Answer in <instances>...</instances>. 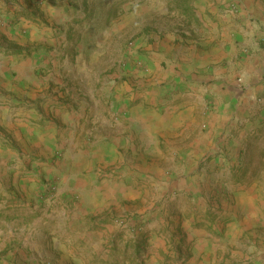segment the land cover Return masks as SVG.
<instances>
[{
	"label": "rangeland",
	"instance_id": "obj_1",
	"mask_svg": "<svg viewBox=\"0 0 264 264\" xmlns=\"http://www.w3.org/2000/svg\"><path fill=\"white\" fill-rule=\"evenodd\" d=\"M43 1L0 0V20L3 22L6 16L15 19L13 12L19 6H32L34 2L35 11L29 20L39 22L36 14ZM256 1L264 7V0H68L59 2V6L64 4L61 11L52 8L56 22L49 26V34L55 39V47L46 46L44 52L23 61L14 57L9 63H2L8 68H3L4 74L0 72V82L4 83V76L9 73H20L23 78L29 74V78L40 83L29 106L47 104L50 116L55 110L64 116L68 125L56 127L60 134L56 136L53 159H62L66 150L72 155L85 145L95 146L109 135L119 137L114 143L117 146L124 142L125 148L128 143L125 155L117 154L114 165L95 166L93 170V180L100 185L111 186L124 177L126 180L120 186L113 184L117 189L107 191L101 205L85 219L82 209L74 206L80 195L68 189L65 178L52 174L43 179L45 192L34 213L59 211L54 221L64 224L59 223L61 227L54 234L61 235L62 240L68 237L69 241H62L64 246L54 249L45 237L33 235L22 246L18 223L9 225L7 220L12 217L9 210L14 204H25L21 199L24 196L14 188L12 175H5L11 168L12 172L16 170L14 163L20 159L22 166L18 170H25L18 177L32 176L27 171V157L23 159L20 150L15 149L5 131L8 126L1 122L0 147L9 153L0 161V201L5 200L0 202V264H264V119L255 124L242 117L237 123L228 120L219 128L211 127L205 122L213 111L211 94L188 127L182 125L163 132L158 123L143 124L141 128L137 124L130 134L131 128L126 125L119 126V132L111 131L113 126H97L103 117L112 124L125 121L130 114L128 109L141 99L137 95L153 75L168 77L160 86L173 84L176 71L186 70L184 66L192 61V50H205L215 41L224 44V48L230 47L227 41L233 36L232 26L224 35L210 40L212 24L221 18L217 15L253 22L256 14L250 16L249 11ZM7 3L15 8L9 9ZM6 20L11 26L19 21ZM258 42L259 48L264 49V37ZM13 50L0 46L3 56ZM243 50L232 48L228 63L226 58L215 60L209 55L206 69L196 72L202 79L198 84L209 86L213 78L208 76L221 74L224 68L232 74V90L241 88L240 93L248 83H256V77L264 82V65L249 71L253 76L240 71L239 53L248 55L249 46ZM21 51L30 53L28 48ZM79 51L82 53L77 57ZM94 52L97 55H92ZM235 53L237 57L233 56ZM120 86L124 87L121 93ZM6 93L0 84V106L8 103L2 97ZM155 102L144 104L141 110L134 108L129 118L142 119L147 112L160 118L164 110L159 109L161 103ZM94 116L98 121L93 122ZM136 130L137 134L151 136L154 146L161 150L162 154L154 157L153 165L159 167H153L155 172L132 153L135 142L140 143ZM202 138L206 143L197 148ZM69 162L66 171L72 176L73 161ZM49 194V203L43 205ZM28 203L35 204L31 200ZM80 229L83 238L71 240L69 236Z\"/></svg>",
	"mask_w": 264,
	"mask_h": 264
},
{
	"label": "crops",
	"instance_id": "obj_2",
	"mask_svg": "<svg viewBox=\"0 0 264 264\" xmlns=\"http://www.w3.org/2000/svg\"><path fill=\"white\" fill-rule=\"evenodd\" d=\"M12 1L18 2V0ZM19 1L24 2L25 0ZM31 1L32 0H28V3ZM67 1L68 0H44L36 14L40 16V19H38L40 20L39 22H32L29 20V17L33 16L32 10L35 11L34 2H32V6L23 4L13 12L15 15L17 12L24 11L25 13L23 15H15V19L11 16H6V18H3V22L0 20V46L8 47L10 50L11 48L14 50L37 48L36 51L32 50L29 54L7 53L6 56L0 54V72L2 74H4L3 68H8L6 65H2V63H9L11 61L10 59L14 57H19V59L22 60L34 55L36 56V54L44 52V48L49 45L55 47V39L49 34L51 30L49 26L53 21L56 22L51 10L52 8L54 9L57 7V12L61 11L60 8H64V4L59 6V2ZM258 2L259 1H256L254 5L252 2L250 3L253 5L249 11L250 16L256 14L254 17L255 21L253 22L247 23L245 21H236L234 18L230 19L231 17H228L227 19L224 15H217L221 18L216 23L212 24L213 30L211 31H213V35L210 40L213 42V40L218 38L219 35H224V31L228 29V27L232 26L233 36L227 41L230 43V47L224 48V44L220 45L218 44V41H215L211 47H208L205 50H203L204 48H201L199 52L192 50V61L187 64L188 66H184L187 67L186 70L185 68H180L176 71V74L172 77L174 78L173 84L170 83V86H168V84L160 86V83L168 77L161 76L159 73L156 77L153 75L152 81L147 83L144 90L137 95V97L141 99L137 101L133 108L128 109L130 114L127 115L125 121L112 124L109 119L104 120L103 117L100 119L97 126H103L104 124L107 126H113V130L111 131L116 130V132H119V126L126 125L131 128L130 134L132 133V128H135L137 124L140 126L139 128H141L143 124L144 126H147L149 123L151 126H156L158 123L163 132H168L173 127L177 128L182 125L188 127L195 120L193 117L194 113H197L196 111H198V109H202V102H204L207 97H211V94L214 98L212 97L213 101H210L209 103L212 102L211 104H214L213 111L210 112L209 116L205 117V122H208L211 127H214L215 125L219 128L223 122L228 120L237 123V121L242 120V117H248L246 118L247 120H254L255 124L264 119V82L261 81L260 78L256 77V83H253L252 86H249L250 84L248 83V85L245 86L246 90L243 93H240L241 88H233L232 90L230 86V83L232 82V74L226 73V68H224V72L221 74L215 73L212 74V76H208L213 78L209 86L198 84L202 79L200 75L196 73L206 69L205 65L208 63L209 55H212L215 60L226 58L225 61L228 63L232 59L230 55L231 49L237 48V50H243L245 46H249L250 51H246L248 52V55H245L243 52L239 53L240 58H238V61L240 63L237 62V64L238 67H240V71L249 76H253L252 72L249 71H256L264 65V49L259 48L258 42L260 37H264V16H262L264 13V7L259 6ZM6 7L9 9L15 8V6L11 7L10 3H7ZM25 7L29 8L26 9ZM0 16H3V14ZM7 18L13 20L18 18L19 21L17 24L11 26L6 24ZM43 24L48 25L43 26ZM209 34L210 33H208V35ZM202 44H205V42ZM81 53L82 52L79 51L77 57L79 55L81 56ZM96 53L97 52H94L92 55H95ZM237 53L233 56L237 57ZM148 68L149 65H147V69ZM154 72L156 73V70H154ZM214 72L218 71L214 70ZM28 75L29 74L23 78L20 73H9L4 76L6 81L4 83L0 82L4 92L7 90L5 96L2 97L8 100L6 106H0V123L3 122L8 126V129H5V131L9 134L11 138L10 141L15 149L20 150L22 158L25 159V157H27L26 164L29 163L27 171H29V174L32 176L30 178L18 177V174H22L25 170H18L19 167L22 166V161H20V159L14 163L16 170L12 172L11 168V171L5 175H12L11 182L14 185V188L21 196H24V198L21 197V199H24L25 201V204H14V208L9 210L11 211L12 217H9V220L7 221L9 225L18 223V234L20 235V239L22 238V246L23 243H28V236L31 237L35 235L37 237H45L48 245L56 249L57 247L64 246L62 241H69V238L66 237L62 240L61 235L54 234L57 232L55 229L61 227L59 223H62V225L64 224L63 221H54L57 217L56 214L57 212L59 213V211L50 209L48 213L46 211L39 215L34 213V210H36L38 205H40V202H42V192H45V185L41 183L42 180H46L52 174L61 175L62 178H65L68 181V189L71 192L80 195V200L74 206L77 210L82 209L81 215L86 219L89 212H92V209L101 205L102 201L105 199L107 191L117 189L114 188L113 184L120 186L122 182L126 180L124 177L120 182L117 181L111 183V186H108V184L107 186L100 185L93 180L95 178V176H93L95 166L111 167V165H114L116 163V158L118 157L117 154L121 155L122 153V156L125 155L124 151L127 149L128 143L125 148H123V145H125L124 142H122L121 146H117L114 143L119 137L109 135L108 137H104L107 141H99L100 143L95 146L85 145L82 150L78 149L77 152L72 155L66 150L62 159L57 157L53 159V152L54 149H56V136L57 134H60L56 127H63L64 124H68L65 123L66 119L64 116L57 113V110L51 112L50 116L47 104H40L41 106L39 107L34 105V108L30 107L32 105H30V101L37 95L36 89L39 88L40 83L29 78ZM185 79L195 81L193 83L179 82L181 80L184 82ZM196 79H198V81ZM123 88V86H120L119 93H121ZM118 95L121 97V94ZM130 95L129 99H132L133 94L130 93ZM162 96H166L167 98H163ZM155 101L161 103L162 106L159 109L163 108L164 110V113L161 114L160 118L156 119L153 112H147L145 118H142L143 121L140 117L138 119L129 118L134 108L141 110V107L144 106V104ZM261 101L262 103L259 104ZM125 104L127 106V103ZM154 104L157 105L156 102ZM81 110L82 109H77V111ZM233 113L234 115L232 116ZM15 115H18V117L13 118ZM67 117L68 121L70 117ZM33 119H38L39 121L34 122ZM50 120L54 123L53 125L50 124ZM94 121H98V117L94 116L93 122ZM73 124L74 123L72 122V124L69 125ZM88 131L89 129L86 130L85 137H87ZM122 131L123 130H121V132ZM148 131H150V129ZM135 132L136 136L138 135L139 137L138 139L140 140V143L137 145L138 142H135L136 146L133 145L134 150L132 153L137 155V159L140 158L145 162L149 168L148 170L155 172L154 168L158 170L159 167L158 165H153L155 164L153 163L154 157L160 156L162 154L161 150L154 146L151 136L147 137L143 136V134H137V130ZM204 136L205 135L202 137ZM204 140L202 138L197 148L204 147L206 143H203ZM83 143H87V141L84 140ZM22 144L24 147L21 148L20 146ZM120 148H122L121 151L119 150ZM7 153L9 152L3 151V148L0 147V161L5 159L4 156H7ZM147 159H149V161H147ZM70 160L73 161L71 167L72 176L67 175L68 171H66V168L70 165ZM219 173L220 172H217V174ZM1 174L2 173L0 172V175ZM124 175L125 173L122 171V176ZM1 184L2 182L0 181V186ZM51 196L52 195L49 194L48 198L44 199L43 205L45 202L47 204L49 203V198ZM35 197H38L39 200L38 198L35 199ZM29 200L33 201L35 204L30 205L28 203ZM57 208L55 207V209ZM59 208L62 209L63 207L60 206ZM6 225L8 224L6 223ZM82 231V229L77 230L73 236L70 235L69 237H72L71 240L74 241L82 239ZM0 232L2 231L0 230ZM9 232L12 233L11 230ZM68 243L69 242H67V244Z\"/></svg>",
	"mask_w": 264,
	"mask_h": 264
},
{
	"label": "trees",
	"instance_id": "obj_3",
	"mask_svg": "<svg viewBox=\"0 0 264 264\" xmlns=\"http://www.w3.org/2000/svg\"><path fill=\"white\" fill-rule=\"evenodd\" d=\"M25 12L24 11H21V12H17V13H15V15H23ZM28 51L30 52V51H32V50H29V48H28ZM27 51V52H28ZM25 52V51H24ZM9 53H12V54H20V53H22V51L21 50H13V51H11V52H9Z\"/></svg>",
	"mask_w": 264,
	"mask_h": 264
}]
</instances>
